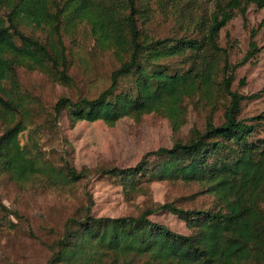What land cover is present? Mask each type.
Listing matches in <instances>:
<instances>
[{
  "label": "trees",
  "instance_id": "16d2710c",
  "mask_svg": "<svg viewBox=\"0 0 264 264\" xmlns=\"http://www.w3.org/2000/svg\"><path fill=\"white\" fill-rule=\"evenodd\" d=\"M209 1L214 11L199 22L187 20L193 28L189 35L156 37L145 29L153 0H0V174L15 183L37 176L53 183L82 177L66 164L58 170L45 160L37 141L36 101L22 91L17 74L22 68L69 81L65 37L80 27L88 29L95 48L113 55L118 67L96 97H61L45 117L50 130L63 112L72 124L102 121L113 126L125 117L139 119L150 113L171 119V105L202 86L211 96L215 92L227 100L220 124L213 122L217 107L212 106L203 130L192 129L186 141L176 139L169 149L148 152L134 168L102 171L117 178L127 194L138 192L142 183L195 182L214 199L213 207L183 209L166 203L137 217L118 218H94L86 211L70 223L77 226L76 235L67 226L49 264L61 258L72 261L78 251L98 262L105 251L111 264H264V139L259 137L263 116L239 118L241 102L248 97L231 89L237 66L226 61L220 67L217 59L222 52L219 33L233 18V10L241 8L244 14L248 4L263 9L264 0ZM22 27L45 37L25 34ZM254 37L245 60L257 51ZM70 38L76 44V38ZM173 60L181 68L169 63ZM30 126L29 141L21 145L19 135ZM161 211L182 221L190 234H177L148 219Z\"/></svg>",
  "mask_w": 264,
  "mask_h": 264
},
{
  "label": "rangeland",
  "instance_id": "374dc122",
  "mask_svg": "<svg viewBox=\"0 0 264 264\" xmlns=\"http://www.w3.org/2000/svg\"><path fill=\"white\" fill-rule=\"evenodd\" d=\"M151 8V18L145 26L151 35L182 37L193 31L186 25L187 20L196 23L209 18L215 5L209 0H183L178 4L153 0ZM245 9L244 14L241 8L233 10V18L221 29L218 46L222 52L217 59L220 67L226 61L237 66L231 89L248 97L241 102L239 118L263 116L259 137L264 139V8L248 4ZM22 30L41 40L45 37L39 30L26 27ZM252 34L257 51L245 60ZM70 37L76 38V44ZM70 37H65L69 81L22 68L17 74L22 91L36 101L35 123L40 126L37 141L45 160L58 170H63L66 164L82 177L74 182L53 183L47 177L37 176L18 184L0 174V204L5 207L0 211V264H49L52 251L67 226L76 235L77 226L70 223L82 219L86 211L94 218H118L137 217L166 203L200 210L214 205V199L203 193L201 185L195 182L142 183L138 185V192L127 194L117 178L104 175L102 171L134 168L148 152L169 149L176 139L186 141L192 129L203 130L212 106L217 107L213 122L220 124L227 100L215 92L211 96L202 86L201 90L171 105V119L178 125V133L173 132L171 119L155 113L141 115L139 119L125 117L108 126L102 121L72 124L63 112L57 126L50 130L48 123H44L45 117L49 118L52 107L61 97L73 101L96 97L109 86L110 75L118 67L110 52L95 48L86 27H80ZM169 63L181 68L177 60ZM33 128L30 126L19 135L21 145L28 143V133ZM2 131L0 123V134ZM148 219L177 234H190L185 224L171 214L161 211ZM98 259L99 262L93 255L78 251L74 260L61 258L58 264H111V257L105 251ZM128 264L143 263L136 260Z\"/></svg>",
  "mask_w": 264,
  "mask_h": 264
}]
</instances>
